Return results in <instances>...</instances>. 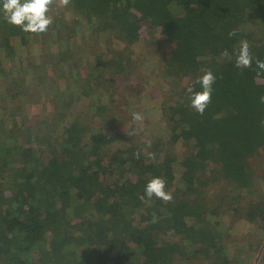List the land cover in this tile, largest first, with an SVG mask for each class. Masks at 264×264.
Masks as SVG:
<instances>
[{"label":"trees","instance_id":"1","mask_svg":"<svg viewBox=\"0 0 264 264\" xmlns=\"http://www.w3.org/2000/svg\"><path fill=\"white\" fill-rule=\"evenodd\" d=\"M49 14L35 34L0 12V69L21 54L3 76L29 66L11 76L25 111L0 123V264H239L220 218L264 231V0H70ZM152 35L173 42L158 61L167 83L149 87L166 140L128 119L150 95L133 45ZM241 39L251 68L222 55ZM206 69L216 80L199 115L186 87ZM37 87L52 98L35 113ZM153 176L171 202L144 196Z\"/></svg>","mask_w":264,"mask_h":264},{"label":"rangeland","instance_id":"2","mask_svg":"<svg viewBox=\"0 0 264 264\" xmlns=\"http://www.w3.org/2000/svg\"><path fill=\"white\" fill-rule=\"evenodd\" d=\"M157 36H150V40L148 41V46L146 47L144 45V42L140 41L138 44L133 45V49L135 51L136 55H140L139 61L140 66L143 67L145 64H147V68L144 69L143 77L146 82V89L150 92L149 96H145L144 99V105L141 107L140 110H142L140 113L143 114V121L137 122V126L139 128H136V134L139 136L147 135L151 138L154 137H163L165 140L168 137L167 128H166V122L164 119H161V113H160V102L163 100V95H158L156 97H150L153 96L152 88L150 86V83L154 87H157L159 89H162L161 87L167 83L164 78L159 77L161 70L158 64V61L164 57L171 47L173 46V42L169 40H165L163 37L158 38ZM80 39V38H79ZM82 39V38H81ZM80 39V40H81ZM38 45H36L37 47ZM78 54H80V50H76ZM26 52H23L22 55H27ZM19 56L17 58L13 56L7 57V62H4V66L2 65L0 69V123L2 122H8L9 117L13 114L15 110H13L14 104L20 106L19 112L22 114L25 111V108L23 107V104L25 103L24 98L22 95H18V91L22 90L21 84L15 85L12 83V75L17 78H24L27 76V72L29 70V66L26 63L25 67L19 68L15 70L16 72H19V76L16 74L14 75V71H11L9 74L3 76L5 73L8 72L7 67L15 66L20 63V53H18ZM15 59V60H14ZM25 79V78H24ZM186 80V79H185ZM32 81H30L31 83ZM29 83V82H28ZM23 84V83H22ZM150 87V88H149ZM35 87L32 86V89ZM31 89V91H32ZM34 92V91H33ZM36 96L39 94V97H36L37 99L33 98L32 100V107L34 108L35 113L41 112L42 109L46 110L50 104V98H47V95L45 94V90L40 91V88H36ZM17 95H16V94ZM40 99V100H39ZM35 100H39L35 103ZM134 103L130 101L128 104V107L130 108V112L128 116V119L131 117V114L134 112ZM154 105L156 107H154ZM122 108L125 109L124 106ZM18 110L16 112H18ZM82 110L81 105L74 106L72 112H79ZM12 112V113H11ZM136 112V111H135ZM139 112V111H138ZM18 113V114H20ZM77 114V113H74ZM71 116V114H69ZM75 116V115H74ZM11 121V120H10ZM264 161V160H263ZM262 161V163H264ZM217 184H209L210 191L215 190ZM228 189H226L227 193L230 189L229 186H226ZM212 192V191H211ZM217 192H220V194L224 195L226 192L224 190H218ZM219 218V217H218ZM222 220V223H233V230H231V243H233L234 246V254H232L235 258L237 257L239 264H264V231L259 230L258 227H256L255 224L251 223L250 221H246L244 219H240L234 222L232 218H230L228 215H224L220 218ZM242 238H244L242 240Z\"/></svg>","mask_w":264,"mask_h":264},{"label":"clouds","instance_id":"3","mask_svg":"<svg viewBox=\"0 0 264 264\" xmlns=\"http://www.w3.org/2000/svg\"><path fill=\"white\" fill-rule=\"evenodd\" d=\"M59 8L67 7L70 0H0V12L3 13L7 23L19 27L24 32L41 34L48 31L53 24L54 18L49 14L53 5ZM230 37L236 35V31L232 30L228 34ZM222 55L232 59L235 56L234 66L239 69L251 68L253 66L254 56L251 51V45L247 39L239 41V47L233 49L232 54L225 49ZM255 65L258 69L257 75L264 72V60L255 58ZM216 76L211 69H206L203 74L198 76L196 80L187 85L186 92L189 94V106L199 115H203L208 105L212 102L213 85ZM200 85V90H196L195 85ZM261 103H264V96L260 97ZM132 119L142 122L144 117L140 112H133ZM264 123V121H262ZM150 157L152 153L148 154ZM136 158L140 157V153H135ZM166 179L162 176H153L145 185L144 196L151 200L153 197L163 202H171L173 194L166 190Z\"/></svg>","mask_w":264,"mask_h":264}]
</instances>
